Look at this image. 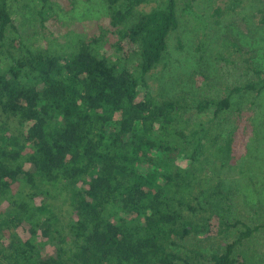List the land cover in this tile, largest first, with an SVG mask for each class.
<instances>
[{
    "label": "trees",
    "instance_id": "1",
    "mask_svg": "<svg viewBox=\"0 0 264 264\" xmlns=\"http://www.w3.org/2000/svg\"><path fill=\"white\" fill-rule=\"evenodd\" d=\"M10 1L0 0V115L21 138L0 124V264H264L237 251L257 228L227 218L231 193L207 179L233 158L235 128L221 135L216 120L236 97L264 92L255 54L222 34L215 64L238 65L246 81L216 98H169L147 77L180 28L178 0H103L109 26L57 48L33 27L23 31ZM52 3L25 5L43 23ZM243 4L218 7L215 25ZM196 14L185 0L182 16ZM207 50L201 38L196 51L203 58ZM59 197L70 203L65 219L48 202ZM238 224L244 229L229 242ZM196 235L225 244L208 255L184 244Z\"/></svg>",
    "mask_w": 264,
    "mask_h": 264
},
{
    "label": "rangeland",
    "instance_id": "2",
    "mask_svg": "<svg viewBox=\"0 0 264 264\" xmlns=\"http://www.w3.org/2000/svg\"><path fill=\"white\" fill-rule=\"evenodd\" d=\"M184 1L178 0L180 28L168 38V53L160 67L147 77L151 90H161L169 98L182 100H188L191 96L216 98L224 93L227 84L245 82L247 76L241 75L238 65L234 67L229 64L222 68L213 60L224 33L232 35L241 47L254 53V65L264 69V23L260 13L264 0H243L242 9L236 14L227 13L218 25L214 23L216 17L213 13L218 7L225 8L229 0H194L195 16H182ZM25 4L26 0L10 1L14 22L27 33L33 27L39 31L37 36L41 44L48 41L53 48L67 43L69 38H75L81 31H90L98 25L109 26L103 0H53L52 9L43 23L38 13ZM238 18L243 20L235 24ZM201 38L208 42V50L203 58L196 51ZM200 70L206 73L207 79L199 76ZM142 91L146 92L144 89ZM189 118L191 114L187 113L181 119V125L186 126ZM7 122L11 127V136L21 138L15 123L0 115V124L4 126ZM232 127L235 131L230 165L219 174L208 172L207 179L219 178L231 193L232 200L223 204L228 211L224 213L227 218L257 228L237 251L244 252L248 257L257 255L263 259L264 229L260 226L264 222V92L260 96L245 94L236 97L232 109L219 116L214 126L224 136ZM64 200L62 197L48 199L61 219L67 218L70 210V203ZM243 224H238L229 232V242L244 229ZM220 242L225 244L224 237L207 239L205 235H196L184 244L193 245L211 255ZM180 251L183 252V249Z\"/></svg>",
    "mask_w": 264,
    "mask_h": 264
}]
</instances>
